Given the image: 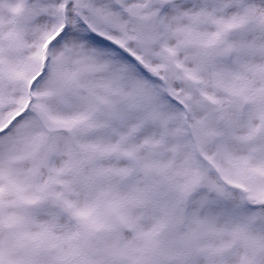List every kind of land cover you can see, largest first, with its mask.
<instances>
[{
  "label": "snow or ice",
  "instance_id": "1",
  "mask_svg": "<svg viewBox=\"0 0 264 264\" xmlns=\"http://www.w3.org/2000/svg\"><path fill=\"white\" fill-rule=\"evenodd\" d=\"M0 264H264V0H0Z\"/></svg>",
  "mask_w": 264,
  "mask_h": 264
}]
</instances>
